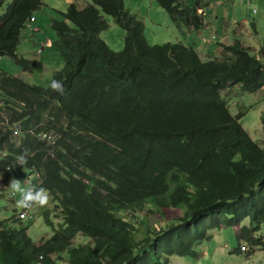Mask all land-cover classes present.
<instances>
[{
	"label": "trees",
	"instance_id": "16d2710c",
	"mask_svg": "<svg viewBox=\"0 0 264 264\" xmlns=\"http://www.w3.org/2000/svg\"><path fill=\"white\" fill-rule=\"evenodd\" d=\"M77 1L51 23L64 59L51 82L63 84V95L51 82L0 70V109L15 123L0 125V190L28 171L30 186L46 189L65 218L40 243L26 226L14 227L17 216L0 220V264H168L173 255L197 258L196 246L224 226H241L246 250H264V147L222 94L230 84L264 88V50L235 39L218 42L220 56L204 60L183 42L149 44L124 0L84 8ZM157 1L177 26H207L202 0ZM41 6L0 0V58L22 70L36 62L18 56L21 32ZM103 13L125 30L120 51L101 37L109 27ZM44 132L57 135L54 155ZM26 150L27 164L17 165ZM136 211L166 221L138 238L136 221L120 215ZM79 234L90 242L72 247Z\"/></svg>",
	"mask_w": 264,
	"mask_h": 264
},
{
	"label": "rangeland",
	"instance_id": "374dc122",
	"mask_svg": "<svg viewBox=\"0 0 264 264\" xmlns=\"http://www.w3.org/2000/svg\"><path fill=\"white\" fill-rule=\"evenodd\" d=\"M72 1L42 0V6L33 12V16L35 19L37 18L35 24L40 30L32 32L29 27L25 26L21 32L18 48L20 57L35 61L36 64H32L31 70H22L11 57L4 56L0 58V70L18 75L30 83L48 87L54 72L64 66L62 54L53 46V42L58 40L59 36L52 28L51 23L54 19H63V13ZM184 1L192 2V0ZM92 3L93 0L77 1L79 8H84ZM126 4V7L135 14L138 12V7L142 8L143 14L147 17L146 25L144 24V33L149 44H164L166 42H178V40L186 42L181 26H177L172 22L167 11L157 0H126ZM151 4L153 5L151 6ZM210 14H213V19L205 29L208 33L211 30L217 31L220 41L222 40L221 42L230 43L235 39H239L255 53L264 50V0H227L214 4ZM161 15L163 16L161 17ZM103 16L109 23V27L101 33V37L111 49L115 51L122 50L125 46V30L115 22L111 15L103 13ZM151 18H156L159 23L157 25L152 24ZM194 35H197L196 32H194ZM41 46H44L45 50L38 53L39 49H42ZM199 52L201 53L202 50L200 49ZM203 59L209 60L212 58L203 57ZM222 94L227 100L232 114L240 116V124L249 132L256 143L264 147V128L262 125L264 88L251 92L241 87V85L230 84L228 88L222 91ZM16 137L19 136L16 135ZM27 175L28 171L17 178L22 180L24 187H30L31 180L27 179ZM31 175L33 178L35 177L34 174ZM47 195L49 203L30 211L33 214L32 219H25L22 224L20 222L13 223L14 227L19 230L26 226L28 235L37 243L50 238L54 233V228L65 220L58 211L54 210L56 208L53 197L48 193ZM19 198V194L15 197L9 195L8 185L5 189L0 190V220L13 222V217H16L22 211V209L16 207L15 203ZM151 208L153 206H146L145 210ZM177 214H182V210H179ZM120 215L136 221L138 238L147 234L148 227L149 229H160L162 223L166 221L158 213L147 215L144 211L121 212ZM143 219H147L149 226L142 222ZM246 221L250 222L249 219ZM261 235L264 237V226ZM225 241L222 255L217 254L215 257L213 250L211 256L201 254V245L206 244L213 249L217 245H221L218 241L211 243L207 241L196 246L198 253L200 252V258L173 255L170 256L173 262L169 261L168 264H236L233 257L237 258L241 256V253L229 254L228 251L230 250L225 247V244L230 243V241L228 238ZM89 242L90 237L79 234L75 237L72 247ZM230 246L233 248V245ZM256 253L259 254V257H257L255 263L264 262V250L257 249L252 252V256ZM63 256L66 259L67 252ZM57 263L65 264V261H57ZM156 264L166 263L159 262Z\"/></svg>",
	"mask_w": 264,
	"mask_h": 264
},
{
	"label": "crops",
	"instance_id": "0c3cea01",
	"mask_svg": "<svg viewBox=\"0 0 264 264\" xmlns=\"http://www.w3.org/2000/svg\"><path fill=\"white\" fill-rule=\"evenodd\" d=\"M224 1H227V0H202V2L200 4L199 13L204 16L206 24H207L206 27H208L209 24H211L210 21L213 19V14H210V13H212L213 5L216 3L224 2ZM124 2L126 4V0H124ZM152 5L153 4H151V6ZM136 14L139 17V19L142 20L143 23L146 25L147 17H145V15L143 14L142 8L138 7V12ZM162 16L163 15H161V17ZM151 21H152V24H154V25H157L159 23L156 18H151ZM36 22H37V18L35 20V23ZM181 28H182V32L185 34L186 42H183L181 40H178V42H183L185 45H189V46L191 45L198 52L201 49L202 52L201 53L199 52V54L201 55L202 58L203 57L215 58V57L220 56V47L218 45V42H221L222 40L220 41L219 34L217 33V31L211 30V31H209L210 33H208V31L205 28H203L202 30L194 31V30H192V29H190L184 25L181 26ZM194 32H196L197 35H194ZM212 34L217 35V40H213L211 38L209 43H207V44L202 43V39H201L202 36H210ZM18 48H19V45H18ZM41 48L43 49L42 51L44 52L45 47L41 46ZM18 53H19V51L17 49V54ZM18 56H19V54H18ZM246 223L248 224L249 222L246 221ZM210 234H211V238L208 241H210V243L213 241H218V243H221V245H217L216 248H214V249L209 247V245H206V244L201 245V250H202L201 254L211 256V253L213 250L215 257L217 254L222 255L221 252H224V242H226L225 240H226V238H228L230 243H226L225 247L230 250V251H228L229 254L236 253V252L241 253V256H239L237 258L233 257V259H235L234 262L236 264H249V263L250 264H257V263H255V261H256V259H258L257 257H259L258 256L259 254L256 253L254 256H252L250 249H248L247 252H245L242 249V246L244 245V239H243L242 233H241V226H224L220 229L211 230ZM204 242H207V241H204ZM230 245H233V248H231ZM258 250H260V249H258ZM198 258H200V252H199ZM170 262H173L172 257H170ZM259 264H264V262H260Z\"/></svg>",
	"mask_w": 264,
	"mask_h": 264
},
{
	"label": "clouds",
	"instance_id": "9594fccd",
	"mask_svg": "<svg viewBox=\"0 0 264 264\" xmlns=\"http://www.w3.org/2000/svg\"><path fill=\"white\" fill-rule=\"evenodd\" d=\"M55 92L64 94V86L60 81L53 80L50 85ZM27 150L24 154L17 157L16 164L24 167L27 164ZM16 167H9L11 171ZM9 195L15 197L19 194L20 198L16 200V207L18 209L32 211L36 207L46 206L49 203L47 191L44 188L24 187L22 180L13 177L8 185Z\"/></svg>",
	"mask_w": 264,
	"mask_h": 264
},
{
	"label": "built area",
	"instance_id": "2783aa9c",
	"mask_svg": "<svg viewBox=\"0 0 264 264\" xmlns=\"http://www.w3.org/2000/svg\"><path fill=\"white\" fill-rule=\"evenodd\" d=\"M35 17L32 15L30 17V19H28L25 23V25L27 27H29V29L32 31V32H38L40 29L39 27L35 24ZM213 39V40H217V35L216 34H212L210 36H202V43L204 44H207L210 42V39ZM43 49H39L38 53H41ZM9 125V127L11 129H13V127H15V123H11L10 121V117L8 116V114L0 109V125ZM15 134L18 135V132L19 130L16 131V129L14 130ZM40 139L42 141H44L47 146L49 147V153H51L52 155H54V150L56 149L57 147V141H58V138H57V135L54 133V132H44L42 134H40ZM37 175L39 176V174L37 173ZM36 175V177H37ZM29 180H33L35 179V177L33 178V176L30 174L28 176ZM30 187H33V186H30ZM20 220H25V219H32L33 218V215L29 212V211H26V210H22L20 213H18L16 215ZM242 249L247 252L248 250H246V247L245 245L242 246Z\"/></svg>",
	"mask_w": 264,
	"mask_h": 264
},
{
	"label": "bare ground",
	"instance_id": "6f19581e",
	"mask_svg": "<svg viewBox=\"0 0 264 264\" xmlns=\"http://www.w3.org/2000/svg\"><path fill=\"white\" fill-rule=\"evenodd\" d=\"M33 215V214H32Z\"/></svg>",
	"mask_w": 264,
	"mask_h": 264
}]
</instances>
